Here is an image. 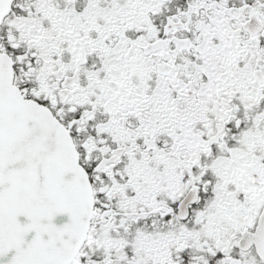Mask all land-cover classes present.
<instances>
[{"label": "snow or ice", "instance_id": "6c2138e0", "mask_svg": "<svg viewBox=\"0 0 264 264\" xmlns=\"http://www.w3.org/2000/svg\"><path fill=\"white\" fill-rule=\"evenodd\" d=\"M0 264H264V0H0Z\"/></svg>", "mask_w": 264, "mask_h": 264}]
</instances>
